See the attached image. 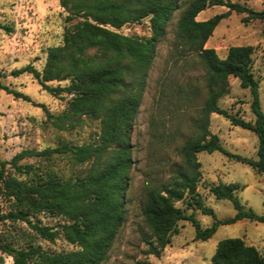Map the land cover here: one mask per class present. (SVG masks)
<instances>
[{
  "label": "trees",
  "instance_id": "obj_1",
  "mask_svg": "<svg viewBox=\"0 0 264 264\" xmlns=\"http://www.w3.org/2000/svg\"><path fill=\"white\" fill-rule=\"evenodd\" d=\"M67 13L63 43L48 49L42 71L33 65L16 71L28 73L55 97L69 96L62 113L53 115L45 105L47 121L57 130L70 132L86 121H99L97 140L83 145L62 144L41 151L24 150L11 161L0 163V224L26 223L34 236H25L24 246H16V234L7 239L0 233V252L13 258V264H103L126 222V195L131 183L133 160L132 137L135 120L142 105L148 73L156 59L157 49L167 33L174 14L183 10L177 26L181 56L196 55L206 75L207 98L194 124L196 136L187 139L181 149L183 166L176 169L168 182L147 190L142 213L149 229L144 238L147 256L160 257L178 233V224L187 221L196 229V239L210 240L221 226L240 221L264 224V215L246 208L236 195L238 183L207 184L219 200L233 203L236 215L220 220L207 207L198 186L202 164L198 154L220 152L229 159L248 165L264 176V111L259 81L253 73L252 46H234L222 59L206 45L219 24L232 13L245 15V24L264 22V10L255 11L232 0H192L184 8L182 0H60ZM223 6L228 11L207 21L197 17L208 8ZM149 19L151 36L140 39L119 32L124 26L141 24ZM13 28L0 24V31ZM230 78L249 89L255 122H248L219 106L230 92ZM69 81L62 87L52 82ZM16 99L31 101L25 94L0 84ZM228 119L233 126L255 133L259 140L258 159L231 153L210 130L212 115ZM54 156H66L74 165L93 162L85 175L66 178L49 164L25 162ZM184 204L179 207L178 204ZM193 211L189 213V211ZM199 210L214 219L203 228L195 216ZM40 214L63 217L60 230L42 226L35 219ZM61 235L78 250L51 253L37 244L41 239L55 242ZM13 240V241H12ZM19 245V244H17ZM22 245V244H20ZM3 263V259L0 258ZM214 264H264V257L242 239L219 242ZM140 264H150L142 262Z\"/></svg>",
  "mask_w": 264,
  "mask_h": 264
},
{
  "label": "rangeland",
  "instance_id": "obj_2",
  "mask_svg": "<svg viewBox=\"0 0 264 264\" xmlns=\"http://www.w3.org/2000/svg\"><path fill=\"white\" fill-rule=\"evenodd\" d=\"M192 0H182L186 8ZM245 4L255 11L264 10V0H232ZM228 8L215 6L199 14L197 20L207 21L226 13ZM183 10L174 14L167 33L159 44L156 59L148 73L147 84L139 113L135 120L131 183L126 195V222L114 246L103 264H214L213 256L219 242L229 238L242 239L247 245L256 247L264 257V224L240 221L221 226L208 241L196 239L192 223L179 222L178 233L160 257L147 256L144 238L149 229L142 213L146 192L153 186L169 181L176 169L183 166L181 149L184 142L196 136L194 124L198 112L207 98L206 75L196 55L181 56L177 39V26ZM67 13L60 0H0V24L13 28L11 33L0 31V84L17 90L30 98L16 99L0 88V163L11 161L24 150L41 151L62 144L83 145L99 137L100 122L86 121L82 127L64 132L55 129L48 121L41 104L58 115L67 107L69 96L55 97L43 90L33 75L14 73L27 65L42 71L48 49L63 43L66 28L77 23H67ZM245 15L232 13L216 28L207 43L222 59L234 46H252L253 73L259 81L260 101L264 111V22L245 24ZM120 33L140 39L149 38V19L141 24L124 26ZM69 81L52 82V87L66 86ZM253 97L249 89L241 87L240 81L230 78V92L219 101V106L248 122H255L252 111ZM210 130L217 135L225 149L231 153L258 159L259 140L255 133L233 126L223 116L212 115ZM202 180L198 191L207 207L214 210L220 220L233 218L236 210L232 202L219 200L209 192L207 184L238 183L242 188L236 195L246 208L264 215V176L252 167L233 161L220 152L200 153ZM25 162L53 165L66 178L85 175L93 162L74 165L66 156H54ZM179 207L184 204L179 203ZM193 211H189L192 213ZM203 228L210 227L214 219L195 212ZM42 226L60 230L65 223L63 217L40 214L37 219ZM0 233L7 239L16 234L14 244L24 246L27 236H34L26 223L0 224ZM37 244L53 253H68L79 248L69 244L61 235L50 243L38 239ZM19 244V245H17ZM22 244V245H20ZM0 264H13V258L0 252Z\"/></svg>",
  "mask_w": 264,
  "mask_h": 264
}]
</instances>
